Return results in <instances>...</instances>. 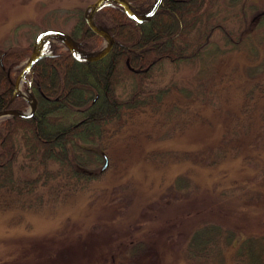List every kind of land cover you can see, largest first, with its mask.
Segmentation results:
<instances>
[{
    "label": "trees",
    "instance_id": "obj_1",
    "mask_svg": "<svg viewBox=\"0 0 264 264\" xmlns=\"http://www.w3.org/2000/svg\"><path fill=\"white\" fill-rule=\"evenodd\" d=\"M126 1L138 14H145L155 3ZM224 2L162 0L154 17L142 24L121 4L106 3L96 13L95 23L110 33L114 44L97 61L79 62L64 45L46 41L28 74L37 100L35 114L0 120V212L39 211L87 192L105 175L97 168L108 153L109 126H118L123 119L122 125L127 126L128 120L150 110L164 115L156 122L161 129L175 117L172 132L181 134L204 119L193 106L196 100L224 116L225 130L210 158L205 153L200 158L187 153L180 157L172 153L173 157L207 167L240 159L258 168L255 159L264 151V11L250 17V12L259 10L253 0H234L238 4L234 10H227ZM74 10L79 19L72 38L84 53L101 50L105 40L89 27L86 9ZM32 49L0 50V111L26 110L25 99L11 100ZM233 53L246 54L258 63L260 78L246 82L237 69L211 70L213 60ZM167 65L173 69L172 76L162 84ZM183 65L198 69L191 87H182L174 79ZM231 86L235 94L229 96ZM175 94L182 97L169 103ZM190 185L189 177L181 173L169 190L176 199L189 197L178 193ZM228 188L219 193H227ZM236 189L245 202L263 198L260 190ZM124 201L131 204L128 197ZM238 236L233 227L204 220L187 234L183 255L189 264H264V233L248 234L235 245ZM153 248L146 241H134L118 264H145Z\"/></svg>",
    "mask_w": 264,
    "mask_h": 264
},
{
    "label": "rangeland",
    "instance_id": "obj_2",
    "mask_svg": "<svg viewBox=\"0 0 264 264\" xmlns=\"http://www.w3.org/2000/svg\"><path fill=\"white\" fill-rule=\"evenodd\" d=\"M95 1L0 0V50L33 47L37 35L47 29L71 33L79 19L74 9L84 7L86 16ZM233 1L225 0L223 6L234 10L238 4ZM253 1L259 10L250 12V17L264 11V0ZM257 64L246 54L233 53L213 60L210 68L221 73L237 69L247 82L260 78ZM197 71L183 65L174 79L182 87H191ZM172 72L167 65L162 84ZM28 74L23 76L20 91L29 99L25 111L36 101ZM229 93L235 94L234 86ZM177 97L182 96L175 94L168 102ZM193 103L204 122L187 126L181 134L172 132L175 117L169 127L161 129L156 122L164 120V115L150 110L128 118L127 126L122 125L125 119L118 126H109V166L87 192L39 211H1L0 264H118L128 255L130 243L139 240L154 247L145 264H189L183 255L186 236L204 220L235 228L239 234L235 245L248 234L264 233V151L255 159L258 168L240 159L207 167L173 157L187 153L200 158L205 153L210 158L225 130L222 114L199 100ZM101 169L102 165L97 171ZM181 173L189 177L191 185L178 195L188 193L189 197L176 199L169 186ZM238 186L262 191V200L245 202L238 197ZM223 188L228 191L221 195Z\"/></svg>",
    "mask_w": 264,
    "mask_h": 264
},
{
    "label": "water",
    "instance_id": "obj_3",
    "mask_svg": "<svg viewBox=\"0 0 264 264\" xmlns=\"http://www.w3.org/2000/svg\"><path fill=\"white\" fill-rule=\"evenodd\" d=\"M161 2L162 0H156L153 7L147 13L143 15H139L136 12H134L126 0H96L95 2H93L91 6L89 7V13L86 14L87 23L89 27L96 34H98L99 36L103 37L106 40V45L101 51L96 52L91 55H87V56H84L83 54H81L80 49L77 47L76 41L71 37L70 34L64 31H61V30H57V29H47V30L41 31L35 39L32 56L30 57L27 63V66L21 71L16 81L14 97L17 95H21L18 92V81L26 72L31 70L34 62L40 57V51H41V48L45 40L50 39V38H58L61 40L67 39L70 42V44L68 45V49L71 51L73 57L77 61H80V62L97 61V60H100L106 57L111 51L113 44H114V38L110 35V33L102 28L97 27L94 22L95 14L101 9L103 5H105L106 3H119L125 8L127 14L132 19L137 21V23L141 24V23L151 20L154 17L155 13L157 12V10L159 9L161 5ZM34 112H35V108L32 109L28 113H22L15 109H4L0 111V118H7L10 116H14V115L29 118L34 114ZM108 164H109V161L108 159H106L105 165L103 167L104 170L108 167Z\"/></svg>",
    "mask_w": 264,
    "mask_h": 264
},
{
    "label": "bare ground",
    "instance_id": "obj_4",
    "mask_svg": "<svg viewBox=\"0 0 264 264\" xmlns=\"http://www.w3.org/2000/svg\"><path fill=\"white\" fill-rule=\"evenodd\" d=\"M64 42L66 43V44H70V42L68 41V40H66V39H64ZM21 81H23V80H21ZM21 81H20V85H19V91H21L20 89H21Z\"/></svg>",
    "mask_w": 264,
    "mask_h": 264
}]
</instances>
